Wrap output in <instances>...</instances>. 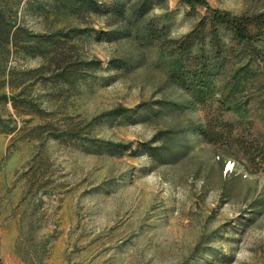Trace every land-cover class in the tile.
Instances as JSON below:
<instances>
[{
  "label": "rangeland",
  "instance_id": "1",
  "mask_svg": "<svg viewBox=\"0 0 264 264\" xmlns=\"http://www.w3.org/2000/svg\"><path fill=\"white\" fill-rule=\"evenodd\" d=\"M41 1L0 0V264H264V40L199 101L148 48L103 36L113 28L97 14ZM207 1L264 12V0ZM208 14L167 0L151 18L181 38ZM58 31L57 54L39 53L38 35ZM117 59L138 63L117 71ZM163 99L182 109L147 121L141 106ZM165 130L188 147L161 164L146 144Z\"/></svg>",
  "mask_w": 264,
  "mask_h": 264
},
{
  "label": "trees",
  "instance_id": "2",
  "mask_svg": "<svg viewBox=\"0 0 264 264\" xmlns=\"http://www.w3.org/2000/svg\"><path fill=\"white\" fill-rule=\"evenodd\" d=\"M184 2L192 7L198 5L207 7L209 14L201 18L194 29L181 38H172L166 25L157 24L151 18L154 11L166 8L167 0H112L105 7L101 6L98 0H42L39 5L43 11H62L80 20H84L83 18L90 13L97 14L103 18L108 28H113L112 32H102L103 36L148 48L158 56L155 62L160 61L164 65L167 80L180 86L187 93L199 94V101H202L203 95L206 96L205 99L211 94L214 80L224 77L227 67L235 68L238 65L236 60H244V55L251 44L263 42L264 12L235 15L226 10L212 8L207 0ZM1 18L2 21L5 20L2 14ZM22 30L23 28L19 26L15 34L18 35ZM64 35L63 31L38 35L37 51L45 56L52 52L57 54L64 41ZM57 58L52 57V60ZM140 59L144 62L146 55H141ZM136 61L138 60L117 59L112 61L111 66L117 71H129L136 67L138 63ZM141 107L147 121L157 119L167 111L179 112L182 109L181 104L167 99ZM118 111L122 114L131 112L128 108ZM200 133L202 137H207L205 129ZM177 134L172 130L159 132L153 142L146 144L149 156L161 164L174 163L182 159L188 146L179 143ZM94 141L95 144L101 145V140ZM157 142L160 145L154 144ZM108 145L112 147L115 144Z\"/></svg>",
  "mask_w": 264,
  "mask_h": 264
}]
</instances>
